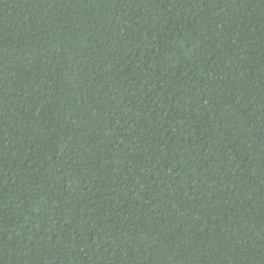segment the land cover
Wrapping results in <instances>:
<instances>
[{
  "label": "trees",
  "instance_id": "16d2710c",
  "mask_svg": "<svg viewBox=\"0 0 264 264\" xmlns=\"http://www.w3.org/2000/svg\"><path fill=\"white\" fill-rule=\"evenodd\" d=\"M0 264H264V0H0Z\"/></svg>",
  "mask_w": 264,
  "mask_h": 264
}]
</instances>
